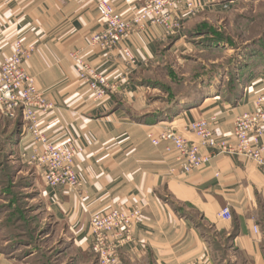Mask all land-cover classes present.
<instances>
[{
    "label": "crops",
    "instance_id": "obj_1",
    "mask_svg": "<svg viewBox=\"0 0 264 264\" xmlns=\"http://www.w3.org/2000/svg\"><path fill=\"white\" fill-rule=\"evenodd\" d=\"M96 1L0 0V60L13 53L16 42L32 48L23 68L53 106L40 116V129L50 142L80 149L73 162L82 182L79 192L47 187L32 165L48 214L59 227L63 252H72L60 264L67 258L77 264L90 254L92 214L132 205L142 206V216L132 241L118 250L122 264H264V168L242 157L218 156L196 172L170 173L176 165L164 153L165 144L154 147L146 137L174 123L193 140L184 131L187 122L215 117L214 134L231 139L234 117L253 111L256 98L264 95V62L241 85L236 102L221 97L217 87L190 106H180L171 118L143 124L137 120L146 108L140 75L156 63L168 40L172 50L189 46L183 36L166 38L159 28L144 25L111 51L90 47L91 37L103 28ZM102 1L124 18L145 2ZM123 48L135 57L134 67L127 64ZM76 51L109 82L122 78L118 92L96 100L69 58ZM19 119L11 147L30 165L32 142L20 113L10 118L0 108L1 126L6 120L11 129ZM260 144L264 147V135ZM224 208L229 220L218 216ZM5 262L0 251V264Z\"/></svg>",
    "mask_w": 264,
    "mask_h": 264
},
{
    "label": "built area",
    "instance_id": "obj_2",
    "mask_svg": "<svg viewBox=\"0 0 264 264\" xmlns=\"http://www.w3.org/2000/svg\"><path fill=\"white\" fill-rule=\"evenodd\" d=\"M214 6L220 9L227 7L223 0H145L139 10L124 18L110 4L98 0L95 8L103 28L91 37L88 45L111 51L144 25L159 28L166 38L181 37L184 19ZM31 52L32 48L26 49L16 42L13 53L0 60V108L7 110L10 118H14L16 112L20 113L32 142L28 162L41 171L44 184L52 189L79 192L82 182L73 171V162L80 149L70 143H52L40 129V116L49 114L53 106L37 89L34 78L23 68V62L29 59ZM122 55L130 67L137 64L127 48L122 49ZM69 58L79 80L89 87L96 100L118 92L122 78L109 82L83 59L79 51L70 53ZM214 121L215 117H210L187 122L184 131L190 133L193 140L183 136L174 123L147 138L154 147L165 144L164 153L176 165L170 173L179 171L187 175L196 172L218 156L242 157L264 168V147L260 144L264 135V95L256 98L253 111L234 117L231 139L214 134L211 128ZM141 216L142 206L138 205L91 215L90 251L96 264H122L118 250L132 241V230ZM218 216L222 220H229L230 212L224 208ZM253 230L256 232L255 227Z\"/></svg>",
    "mask_w": 264,
    "mask_h": 264
},
{
    "label": "rangeland",
    "instance_id": "obj_3",
    "mask_svg": "<svg viewBox=\"0 0 264 264\" xmlns=\"http://www.w3.org/2000/svg\"><path fill=\"white\" fill-rule=\"evenodd\" d=\"M223 3L225 9L208 7L184 19L180 33L189 48L172 50L168 40L159 49L156 63L140 75L146 104L143 115L146 110L147 114L163 112L178 101L176 110L190 106L217 87L221 97L231 96L236 85H245L263 68L264 0ZM7 129L5 120L0 132ZM4 138L0 133L1 145ZM6 148H0V250L5 264H60L72 252H63L59 227L48 214L37 172L13 147L9 153ZM82 256L77 264H96L91 252ZM64 264L73 263L67 258Z\"/></svg>",
    "mask_w": 264,
    "mask_h": 264
},
{
    "label": "trees",
    "instance_id": "obj_4",
    "mask_svg": "<svg viewBox=\"0 0 264 264\" xmlns=\"http://www.w3.org/2000/svg\"><path fill=\"white\" fill-rule=\"evenodd\" d=\"M240 92H241V84H238L236 85V88L234 89V92L231 94V96L227 95V96H224V98L228 101L236 102V100L238 99L240 95ZM178 102L176 103L178 104ZM176 103H173L163 112L146 114V115L138 117L137 120L143 124H154V123L159 122L161 119L167 118L169 116H170L169 118H171L176 112V109H177ZM18 123H20V119L14 122L13 127L11 129L9 130L7 129L6 131L0 132L1 134L5 135L4 143H2V145L0 144V148L2 149L4 145L7 146L6 148L7 153L10 152L9 148L11 147L13 139L15 135L17 134V130L19 129ZM10 125H11L10 122L6 121V126L10 127ZM0 251L4 253L3 249Z\"/></svg>",
    "mask_w": 264,
    "mask_h": 264
}]
</instances>
